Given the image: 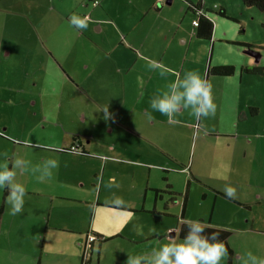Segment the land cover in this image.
I'll return each mask as SVG.
<instances>
[{
    "label": "crops",
    "instance_id": "0c3cea01",
    "mask_svg": "<svg viewBox=\"0 0 264 264\" xmlns=\"http://www.w3.org/2000/svg\"><path fill=\"white\" fill-rule=\"evenodd\" d=\"M94 1L0 0V101L12 103L6 111L0 108V139L12 145L13 161L17 148L22 146L25 150L19 158L29 162L30 167L50 158L59 165L52 178L44 182L27 171L17 174L16 181L27 190L20 214H10L4 191L0 234L7 230L6 239L16 247L28 242L37 246L43 240L40 257L35 252L33 264L38 258L39 264L45 257L64 258L67 252L61 244L69 246L71 262L77 258L82 264L87 255L90 264H101L105 248L117 240L123 242L119 247L153 252L148 247L153 240L159 242L155 251L165 239L182 240L183 223L200 220L219 227L213 225V216L207 222L189 210L194 187L191 178L196 176L188 173L191 168L185 164L181 146L193 143L195 118L185 111L170 121L150 110V100L167 83L182 79L187 70L200 71L197 68L202 60L201 75L226 105L234 107L233 113L244 112L242 122L248 120V107H252L239 93L240 87L253 84L246 81L252 76L241 77V72L253 75L244 70L261 66L225 55L226 59L215 61L219 41L240 48L246 43L215 26L212 36L204 35L203 28L193 24L197 14L190 4L195 1L187 0L188 8L179 0L172 4H165V0H100L96 6ZM221 6L227 13V5ZM203 8L210 17L208 11H215L205 1ZM73 15L86 18L88 28H74L70 24ZM150 62L167 68L169 75L161 77L158 70L150 69ZM222 65L235 66V73L224 76L209 72L213 66ZM107 106L110 115L106 119L101 109ZM259 107H252L253 116L260 114ZM230 118L236 138L226 146L233 147L232 173L235 162L238 171L241 168V156L237 158L236 153L242 144L237 135L240 122ZM203 119L198 122L201 124ZM25 130L26 137L15 134ZM76 144L91 155L70 150ZM241 151L247 154V149ZM175 172L187 175V188L182 194L171 181ZM111 177H115V185L109 187ZM212 190L214 212L220 204L219 196L239 206L251 205L238 197L228 198L223 190ZM186 193L189 199L181 209L179 197ZM117 197L126 205L113 206L112 200ZM105 216L126 223L123 227L115 221L112 225L100 223L98 217ZM137 219L144 221L140 225L144 228L158 222L160 230L146 235L135 232L140 227L127 231ZM177 219L180 222L172 225ZM250 220L244 222L250 225ZM94 234L101 238L90 241ZM48 243L62 253L47 251Z\"/></svg>",
    "mask_w": 264,
    "mask_h": 264
},
{
    "label": "rangeland",
    "instance_id": "374dc122",
    "mask_svg": "<svg viewBox=\"0 0 264 264\" xmlns=\"http://www.w3.org/2000/svg\"><path fill=\"white\" fill-rule=\"evenodd\" d=\"M179 1H181L182 6L185 5L188 8L189 3L187 0ZM193 1L198 3L200 0ZM204 1L209 9H215L213 12L208 11L214 20L215 27H218L221 32L229 33L232 38L241 37L244 39L243 43H246L240 48L225 46V43L219 41L217 43L215 61L220 60L221 57L225 58V56H229L232 59L242 57V63L245 61L249 63L255 62L259 63L261 67H264V11L257 8V6L246 5L242 0ZM165 4H168V0H165ZM217 4L220 6L216 9L215 6ZM223 4L227 5L228 8L226 14L219 13L222 8L221 5ZM189 15L193 16V11L189 10ZM191 21H187L186 24L191 23ZM209 58V56L206 57L208 61ZM197 69L200 70L199 72L201 73L202 60H199V68ZM9 70L12 71L13 69L10 68ZM242 76H252L247 78L246 81L253 84H247L245 88L240 87V97L244 95L246 99L245 103L252 104L251 106L253 108H256V106L259 107L260 104V114L257 113L258 115L253 116L254 109L248 107V112L250 114L249 118L242 122L240 118L245 115L244 112H239V115L237 112L233 113L234 107L229 104L226 105L221 96H219L217 92H213L217 104L215 116L207 119L204 118L201 124L195 119L193 143L181 146L185 153L184 159H187L185 164L191 168L188 170V173L190 174L193 172L196 176V179L191 178L194 187L190 194L192 200L191 203H189V210L192 214H197L198 217L203 216L207 222L213 216V225L219 226V228L222 229L231 230L232 234L229 235L228 242L234 251L233 261L235 264H243L248 253H252L259 259L264 260V73L248 75L246 73L242 74L241 72V77ZM2 85L1 83L0 88ZM9 92L10 91H7L6 93ZM216 95L218 99L215 97ZM10 106H12V103L0 101V108L4 111L8 110ZM230 117H233V120L236 118L238 122H240L237 135L239 134L241 137L240 143L242 144L238 146L236 153L237 158L241 156L239 160V162H241V168L238 171L235 162V172H232L234 175L233 177L230 172V159L233 147H226L227 144L236 139L232 133L235 127ZM2 120H4V118H2ZM36 121L41 123L42 119H37ZM208 121L212 123L208 125ZM62 132L63 131H61L60 135L64 136ZM15 134L22 137L27 136L26 130ZM34 140L42 143L47 142V139L43 140L41 138H34ZM11 147V144L8 145V143L0 139L1 165L7 164L11 167L13 161V147ZM241 149H247V154H244V151L240 152ZM24 150L25 148L22 146L17 148L16 159H21L19 156L22 155ZM34 153L32 158H34ZM26 155L27 158L30 159L29 154L26 153ZM21 171L22 169L17 170V174ZM164 175L166 176V174ZM186 179L187 175L181 174L180 172H175V174L171 176V181L176 185V189L180 191L179 194H182V191H185L187 188V183L185 184ZM225 187H233L236 190V197L240 199L239 201H247V203L250 202L251 205L239 206L235 201L223 199L219 196L218 201L220 204H217V210L214 212L212 204L215 202V191L212 189L224 191ZM111 192L114 193V190ZM4 194V191H0V209ZM180 196L178 206L182 209L186 200L184 196ZM247 218L251 219L250 225L244 222ZM98 221L100 223H106L107 225H112L115 221L120 227H123L126 223L122 219H116L110 216L98 217ZM176 221H178V223L180 222V220L177 219L175 221L173 220L171 224L174 225ZM143 224L144 221H142V219H137L136 222H133V225H128L127 231H131L132 229L135 230ZM157 224L158 222L151 226L144 225L147 227H140L135 232L140 235H146L150 232L157 231L159 229ZM153 226L155 227L152 228ZM172 232L176 231L173 230ZM6 238L7 230H5L3 234H0V264H33V258H35L34 255L37 251L40 257L42 244L44 243L43 240L38 241L37 246L28 242L20 247H16L9 243ZM170 241L172 240L165 239L161 242V245L169 243ZM180 241L182 240L178 237L177 242ZM122 243V240H117L108 246L109 249L105 248L101 264H127L129 256L135 258L140 255H153L157 244H159V242L153 240L152 243H149L148 247H150L149 249H154V251L146 252L147 249L141 247L133 248L135 250L132 251L131 249H127L128 247H119L118 245ZM60 246L64 248L68 256L65 255L64 258L61 259L55 257L47 259V257H45L43 259V264H81L76 260L77 258H73L72 262L69 260V258L72 257L69 255L71 251L68 245L61 244ZM49 250L62 253L57 246L48 243L47 251ZM76 252L77 250L75 251L74 249L73 254ZM38 261H35L34 264H39ZM228 262L229 255L225 257L222 264H228Z\"/></svg>",
    "mask_w": 264,
    "mask_h": 264
},
{
    "label": "clouds",
    "instance_id": "9594fccd",
    "mask_svg": "<svg viewBox=\"0 0 264 264\" xmlns=\"http://www.w3.org/2000/svg\"><path fill=\"white\" fill-rule=\"evenodd\" d=\"M88 20L73 15L70 24L76 29H87ZM150 69L158 70L161 77L169 75L168 69L156 62L149 63ZM108 107L103 110L107 119L110 113ZM150 110L167 116L171 121L177 115L187 111L195 119L213 117L217 111L212 85L197 70H187L183 78L172 80L166 87L158 90L150 100ZM56 159H47L42 165L30 167L29 162L15 159L12 166L0 165V191H7V204L10 214L15 216L24 211L26 188L16 181L17 170H23L36 175L39 182L51 179L53 170L58 168ZM115 185V177H111L108 186ZM118 187V185H116ZM224 193L228 198L236 197L233 187H225ZM115 207H123L126 202L117 197L112 200ZM228 255L225 243L219 238V233H208L207 225L200 220H192L186 224V233L182 241L175 240L161 245L153 255L129 256L127 264H222ZM243 264H264L252 253H248Z\"/></svg>",
    "mask_w": 264,
    "mask_h": 264
},
{
    "label": "trees",
    "instance_id": "16d2710c",
    "mask_svg": "<svg viewBox=\"0 0 264 264\" xmlns=\"http://www.w3.org/2000/svg\"><path fill=\"white\" fill-rule=\"evenodd\" d=\"M244 4L249 5V6H257V8H259L260 10L264 11V0H242ZM203 2L204 0H201L199 3H194L192 2L190 4V9L195 10V12L197 11H201V14H199L197 17L200 19V24L199 26L203 28V33L204 35H208L212 36L213 32H214V21L211 19V17L204 13L203 11ZM225 8L220 9L219 13L220 14H226L225 13ZM202 33V32H200ZM235 66L233 65H222V66H215L212 67L211 69H209V72L211 74L214 75H224V76H231L235 73ZM244 71L246 72H251L254 74H262L264 73V67H247ZM66 150V149H65ZM69 151V150H68ZM83 154L89 156L91 155L90 153H87L86 150L83 151ZM184 167V166H183ZM175 194V193H174ZM189 199V195L188 193L185 194V200L187 202V200ZM186 224L187 223H183L182 227H181V238L183 239L185 233H186ZM207 231H212V232H217L219 233V238L225 243L226 248L228 249V255H229V262L228 264H235L234 260V251L233 248L231 247L230 243L228 242V237L230 234H232L231 230H227V229H221L219 227L213 228L211 226H207ZM95 235V234H94ZM96 239L99 237L97 235ZM101 238V237H99ZM103 238V236H102ZM95 239V240H96ZM82 264H90L89 258L87 255H85L82 259Z\"/></svg>",
    "mask_w": 264,
    "mask_h": 264
},
{
    "label": "built area",
    "instance_id": "2783aa9c",
    "mask_svg": "<svg viewBox=\"0 0 264 264\" xmlns=\"http://www.w3.org/2000/svg\"><path fill=\"white\" fill-rule=\"evenodd\" d=\"M99 3H100V0H95L94 6L99 5ZM196 14L198 16L199 14H201V11H197ZM200 23L201 22H200V19L198 17H197V19H194V21H193V24L196 26H199ZM70 150H72L73 152H83L84 151L81 144H76L73 147L71 146ZM89 239H90V241H94L96 239V236L91 235L89 237Z\"/></svg>",
    "mask_w": 264,
    "mask_h": 264
},
{
    "label": "water",
    "instance_id": "95a60500",
    "mask_svg": "<svg viewBox=\"0 0 264 264\" xmlns=\"http://www.w3.org/2000/svg\"><path fill=\"white\" fill-rule=\"evenodd\" d=\"M173 0H168V4H172ZM250 52L254 53L253 51L249 50ZM174 234V233H172Z\"/></svg>",
    "mask_w": 264,
    "mask_h": 264
}]
</instances>
